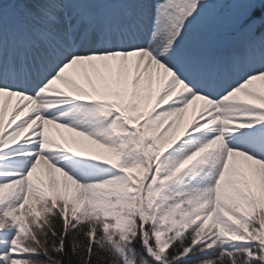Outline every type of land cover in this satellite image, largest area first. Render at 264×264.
<instances>
[{
	"label": "snow or ice",
	"instance_id": "obj_1",
	"mask_svg": "<svg viewBox=\"0 0 264 264\" xmlns=\"http://www.w3.org/2000/svg\"><path fill=\"white\" fill-rule=\"evenodd\" d=\"M123 2L0 3V264H264V0Z\"/></svg>",
	"mask_w": 264,
	"mask_h": 264
},
{
	"label": "rangeland",
	"instance_id": "obj_2",
	"mask_svg": "<svg viewBox=\"0 0 264 264\" xmlns=\"http://www.w3.org/2000/svg\"><path fill=\"white\" fill-rule=\"evenodd\" d=\"M106 5L103 6L102 3L97 5L89 4V7L96 13L98 18H104L106 16H112L114 18L122 15L125 9L126 3L123 0H105ZM3 3V0H0ZM188 47L190 49H196L202 47L206 43L205 34L200 32L198 29H194L192 37L189 39ZM227 54V53H226ZM8 193H5V198H7Z\"/></svg>",
	"mask_w": 264,
	"mask_h": 264
},
{
	"label": "trees",
	"instance_id": "obj_3",
	"mask_svg": "<svg viewBox=\"0 0 264 264\" xmlns=\"http://www.w3.org/2000/svg\"><path fill=\"white\" fill-rule=\"evenodd\" d=\"M230 3V0H225V2L220 6V8L218 9L217 15H223L224 14V10L227 9L226 5ZM57 227L59 228L60 225L59 223L57 224Z\"/></svg>",
	"mask_w": 264,
	"mask_h": 264
},
{
	"label": "bare ground",
	"instance_id": "obj_4",
	"mask_svg": "<svg viewBox=\"0 0 264 264\" xmlns=\"http://www.w3.org/2000/svg\"><path fill=\"white\" fill-rule=\"evenodd\" d=\"M127 7V4L125 5V8Z\"/></svg>",
	"mask_w": 264,
	"mask_h": 264
}]
</instances>
